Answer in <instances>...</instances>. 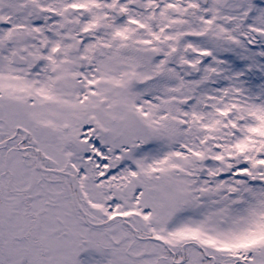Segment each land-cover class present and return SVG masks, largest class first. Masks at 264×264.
Returning <instances> with one entry per match:
<instances>
[{
    "label": "snow or ice",
    "instance_id": "1",
    "mask_svg": "<svg viewBox=\"0 0 264 264\" xmlns=\"http://www.w3.org/2000/svg\"><path fill=\"white\" fill-rule=\"evenodd\" d=\"M0 264H264V0H0Z\"/></svg>",
    "mask_w": 264,
    "mask_h": 264
}]
</instances>
